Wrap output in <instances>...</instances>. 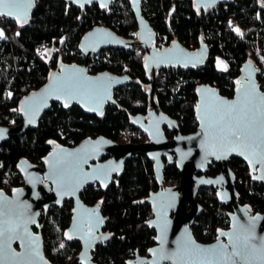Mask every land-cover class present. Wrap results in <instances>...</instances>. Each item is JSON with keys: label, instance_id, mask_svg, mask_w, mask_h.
I'll list each match as a JSON object with an SVG mask.
<instances>
[{"label": "trees", "instance_id": "1", "mask_svg": "<svg viewBox=\"0 0 264 264\" xmlns=\"http://www.w3.org/2000/svg\"><path fill=\"white\" fill-rule=\"evenodd\" d=\"M142 6L144 16L158 33L157 48L168 47L178 38L191 50L201 48L203 41L210 49L204 67L170 66L157 70L156 103L177 120L183 134L194 133L198 128L196 89L201 83H210L223 95L232 97L242 65L251 60L259 67L258 78L264 89V3L260 0H232L208 10L198 9L195 0H144ZM98 25H105L132 42L130 47L103 48L90 60L92 74H130L132 80L115 90L117 105L107 104L104 115H98L77 104L67 108L61 102H53L36 128L11 135L0 146V188L10 192L24 184L16 166L20 160L27 157L41 163L57 145L75 146L86 137L101 135L123 143L149 139L130 122L131 115H147L153 78L147 72L146 50L140 46L138 23L129 0H113L110 8L92 3L85 9L70 0H39L29 23L0 16V29L6 37L0 39V122L6 126L21 123L22 98L41 89L60 62L82 64L86 57L79 50L81 38ZM48 48H52L51 53ZM218 59L226 63V71L218 66ZM126 161L123 173L108 190L99 184L89 185L81 194L87 205L101 203L107 217L105 230L111 235L108 242L93 250L96 264H127L137 252L146 255L156 244L155 230L148 224L153 217L151 205L146 201L159 188L154 161L143 152L134 153ZM230 165L236 173L240 202L249 205L253 213H264V185L254 180L243 159L233 157ZM164 170L167 182L179 181L181 172L176 164L167 163ZM219 172L216 163L209 165L210 175ZM199 191L203 210L193 230L199 241L211 243L222 228L230 226L232 207L218 201L213 187ZM73 205L72 199L63 206L51 205L47 213H42L36 228L43 232L45 252L57 264H69L70 256L78 255L81 249L80 242L65 238Z\"/></svg>", "mask_w": 264, "mask_h": 264}, {"label": "water", "instance_id": "2", "mask_svg": "<svg viewBox=\"0 0 264 264\" xmlns=\"http://www.w3.org/2000/svg\"><path fill=\"white\" fill-rule=\"evenodd\" d=\"M38 1L31 0L27 8V22L23 19L19 22L29 23ZM70 1L79 8L83 4L81 8L85 9L92 3H98L100 6L106 3L105 8H110L113 0H92L91 3L87 0ZM143 1L129 0V3L137 19L140 46L146 50L147 72L153 78L149 89L151 103L147 115H131L130 122L141 128L149 139L141 143H123L103 135L96 138L89 136L75 146H55L43 157L41 163L27 157L21 159L16 166L24 184L14 187L10 193L0 188V193H3L0 196V222L15 229L9 232L8 236L19 237L11 239V248L5 257V264H57L52 262L45 252L43 232L36 228L40 225L42 213H47L55 203L63 206L67 199L73 200L74 208L65 238L67 241L81 243L79 254L69 264H96L93 250L97 245L108 242L111 235L105 230L107 217L103 213L101 203L87 205L81 194L89 185L99 184L104 191L108 190L113 180L123 173L126 160L136 152H143L154 161L155 180L159 188L154 190L146 201L151 205L153 217L148 224L150 226L152 222L150 227L155 230L156 244L150 247L146 255L137 252L134 257L128 259L127 264H209L208 260L194 259L185 253L183 245H187L189 241H194L195 245L201 248L217 249L218 254L210 257L211 264H261L258 258L241 259L232 255L233 243L236 250L243 253L240 245L245 236L251 237V243L257 249L264 247V213H253L249 205L240 202L236 173L230 165V159H243L254 180L264 185V145L253 148L244 144H223L214 140L210 134L206 135L207 121L205 127L201 126V118L204 117L206 108L227 107L219 105V101L237 102L242 105L245 92L254 97L258 108L260 107L259 97L264 95V89L258 78L259 67L251 60L242 65L240 81L232 97L223 95L210 83H201L196 89L197 106H200L199 113L197 107L195 111L198 128L194 133L183 134L177 120L156 103L157 70L170 66H178L181 69L204 67L210 49L203 41L201 48L191 50L178 38L168 47L157 48L155 42L158 33L144 16ZM229 1L232 0H195V3L198 9L208 10ZM260 1L264 3V0ZM131 44V41L105 25L93 27L81 38L79 44V50L86 57L85 61L82 64L60 62L58 69L50 74V79L41 89L22 98V122L14 126H6L0 122V129L6 130L4 138L0 139V146L11 135L24 134L30 128H36L41 117L50 110L55 101L68 103L67 108L77 104L86 112L98 115H104L107 104L117 105L115 90L132 80L130 74L120 75L110 71L92 74L90 60L103 48L130 47ZM68 81L83 83L84 94L74 93L73 99H69L66 94H60L61 98L57 99L50 90ZM238 88L241 89L239 94ZM30 119L34 120V123H28ZM259 131L257 127V134ZM240 152L249 157L251 165ZM258 160L261 163H257ZM166 162L176 164L181 172L180 183L176 186L167 184L164 170ZM213 163L220 168L216 176L208 173V167ZM96 176L100 179H96ZM209 187L216 188L218 201L232 207L229 214L230 226L220 230L229 233L231 241L229 236H221L220 231L217 239L211 243L199 241L194 235V222L203 210V205L198 200L199 190ZM253 217L259 219L253 221ZM25 225L27 233L24 230ZM69 235L73 238L69 239ZM221 244L228 246L226 252L220 248ZM150 250H155V255Z\"/></svg>", "mask_w": 264, "mask_h": 264}, {"label": "snow or ice", "instance_id": "3", "mask_svg": "<svg viewBox=\"0 0 264 264\" xmlns=\"http://www.w3.org/2000/svg\"><path fill=\"white\" fill-rule=\"evenodd\" d=\"M87 2L91 3L92 0H87ZM30 4L31 0H27V3H25V0H0V16L12 17L18 23L21 19H23L24 22H27V8ZM80 6L83 7V4ZM101 7H106V3H102ZM234 31L238 35H242L239 28H235ZM17 35H19V33H17ZM0 39H6L2 29H0ZM223 70L226 71L227 66H225ZM237 83H239V81H237ZM50 91L52 94L56 95L57 99L61 98L60 94H66L69 99H73L75 98L74 93H80L81 95L84 94L85 85L79 81H68ZM237 92L239 94L241 89L238 88ZM8 96L10 97L11 93H8ZM259 100L260 107L258 108L255 98L245 92V101L242 105H238L237 102L219 101V105H226L227 107L221 108L217 106L206 108L204 117L201 118V126L205 127V122L207 121V125L205 127L206 135L210 134L214 140L223 144H244L246 146H252L253 148L259 145H264V95H261ZM68 106V103L64 104V107ZM197 110L199 113V105L197 106ZM28 123H34V120L30 119ZM257 127L260 129L258 134ZM5 131L6 130L4 129H0V139L4 138ZM145 131H147V129H145ZM48 143L51 144L54 142L49 141ZM211 154L215 155V153ZM239 154L244 155V158L249 161V164H252V161L247 155L243 152H240ZM217 158L219 159V157ZM84 162H87L86 159ZM257 163H261V161L258 160ZM95 178L100 179L99 176H96ZM101 182L103 183V181ZM209 183L211 182L209 181ZM2 195L3 193H0V196ZM252 219L255 221L259 218L253 217ZM151 223L152 222H150V226ZM18 227L19 225H17V228ZM24 230L25 233H27L26 225L24 226ZM12 231H15V229L7 226L3 222H0V264H5V257L11 248V239L19 238L8 236V233ZM185 231L187 232V229H185ZM219 234L221 236H229L231 241L229 233L220 231ZM68 238L72 239L73 237L69 235ZM262 245H264V241H262ZM240 246L243 253L241 251H237L236 245L233 243V256L240 257L241 259H247L249 257L258 258L261 264H264V247L257 249L255 245L251 243V237L245 236ZM61 247H63V245H61ZM227 247L228 246L223 244L220 245V248L225 252ZM183 248L187 255L194 259L199 258L202 260H208L209 264H211L210 257H215L218 254L215 247L208 249L201 248L196 246L194 241H189L187 245H183ZM150 251H152L155 255V250ZM168 258L171 259V257Z\"/></svg>", "mask_w": 264, "mask_h": 264}, {"label": "built area", "instance_id": "4", "mask_svg": "<svg viewBox=\"0 0 264 264\" xmlns=\"http://www.w3.org/2000/svg\"><path fill=\"white\" fill-rule=\"evenodd\" d=\"M21 114H22V113H21ZM179 182H180V181H178V180H170V182H167V184L170 185V186H176L177 184H179ZM3 189H5L8 193H10L9 190H7L6 188H3ZM76 256H77V254L74 253V254H72V255L70 256V258L73 260V259L76 258Z\"/></svg>", "mask_w": 264, "mask_h": 264}, {"label": "rangeland", "instance_id": "5", "mask_svg": "<svg viewBox=\"0 0 264 264\" xmlns=\"http://www.w3.org/2000/svg\"><path fill=\"white\" fill-rule=\"evenodd\" d=\"M48 51H49V53H51L52 52V48H48ZM217 64H218V66L220 68H224L226 66V63L223 60H221V59H218L217 60Z\"/></svg>", "mask_w": 264, "mask_h": 264}, {"label": "flooded vegetation", "instance_id": "6", "mask_svg": "<svg viewBox=\"0 0 264 264\" xmlns=\"http://www.w3.org/2000/svg\"><path fill=\"white\" fill-rule=\"evenodd\" d=\"M166 164H167V162H166ZM171 165H175V164H171ZM213 188H214V187H213ZM215 189H216V188H215ZM194 235H195V234H194ZM196 237H197V236H196ZM217 237H218V236H217ZM216 239H217V238H216ZM216 239H215V240H216ZM213 241H214V240H213ZM211 242H212V241H211ZM204 243H205V242H204Z\"/></svg>", "mask_w": 264, "mask_h": 264}]
</instances>
